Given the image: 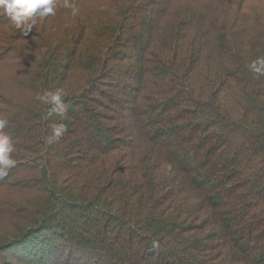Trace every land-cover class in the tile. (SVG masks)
Listing matches in <instances>:
<instances>
[{"label": "trees", "instance_id": "trees-1", "mask_svg": "<svg viewBox=\"0 0 264 264\" xmlns=\"http://www.w3.org/2000/svg\"><path fill=\"white\" fill-rule=\"evenodd\" d=\"M64 2L0 16V264H264V0Z\"/></svg>", "mask_w": 264, "mask_h": 264}, {"label": "clouds", "instance_id": "clouds-1", "mask_svg": "<svg viewBox=\"0 0 264 264\" xmlns=\"http://www.w3.org/2000/svg\"><path fill=\"white\" fill-rule=\"evenodd\" d=\"M64 7L71 9V15L77 16L79 8L75 3L65 0ZM56 0H0V16L6 17L23 33L32 31L37 19L54 15ZM250 70L257 75H264V57H259L249 65ZM62 90L46 91L42 95H37V99L48 105H54L53 111L58 115L65 114V107L62 102ZM8 120L0 116V177L8 175V171L15 166V160L11 154L14 145L10 136L3 131ZM65 126L63 124L54 125L50 135L45 137V142L49 145L56 143L63 136ZM155 246V244H154Z\"/></svg>", "mask_w": 264, "mask_h": 264}, {"label": "rangeland", "instance_id": "rangeland-1", "mask_svg": "<svg viewBox=\"0 0 264 264\" xmlns=\"http://www.w3.org/2000/svg\"><path fill=\"white\" fill-rule=\"evenodd\" d=\"M6 226H8L7 222L0 215V232L4 231Z\"/></svg>", "mask_w": 264, "mask_h": 264}]
</instances>
